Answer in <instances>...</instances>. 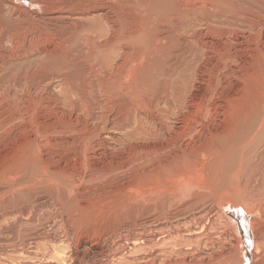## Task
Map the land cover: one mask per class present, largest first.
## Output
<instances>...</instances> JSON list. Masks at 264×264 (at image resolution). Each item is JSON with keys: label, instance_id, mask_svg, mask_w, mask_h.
I'll return each instance as SVG.
<instances>
[{"label": "bare ground", "instance_id": "obj_1", "mask_svg": "<svg viewBox=\"0 0 264 264\" xmlns=\"http://www.w3.org/2000/svg\"><path fill=\"white\" fill-rule=\"evenodd\" d=\"M0 264H264V0H0Z\"/></svg>", "mask_w": 264, "mask_h": 264}, {"label": "rangeland", "instance_id": "obj_2", "mask_svg": "<svg viewBox=\"0 0 264 264\" xmlns=\"http://www.w3.org/2000/svg\"><path fill=\"white\" fill-rule=\"evenodd\" d=\"M242 217L244 218V221L243 222H241L242 223V225L248 220V218H249V216H246V214L245 213H242Z\"/></svg>", "mask_w": 264, "mask_h": 264}]
</instances>
